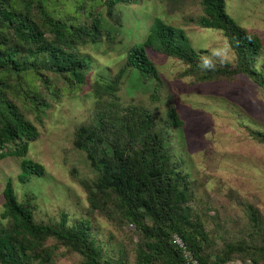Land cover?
I'll return each mask as SVG.
<instances>
[{
  "label": "trees",
  "instance_id": "16d2710c",
  "mask_svg": "<svg viewBox=\"0 0 264 264\" xmlns=\"http://www.w3.org/2000/svg\"><path fill=\"white\" fill-rule=\"evenodd\" d=\"M138 1L0 0V160L20 159L19 182L44 176V168L26 158L29 144L38 138L27 117L41 123L58 84L71 91L89 84V65L79 49L103 40L112 43L102 26L104 16L119 25L120 7ZM200 6L202 14L193 24L221 31L234 63L203 67L198 57L205 51H195L182 31L155 19L143 44L128 49L113 76L96 75L88 85L92 110L74 128L72 148L85 154L94 171L92 180L77 179L88 207L115 231L131 227L128 240L109 254L86 219L69 224L61 214L58 222H38L35 199L26 195L18 201L8 180L2 191L0 264H50L60 249L78 255L82 264H184L171 242L173 234L184 240L198 264H264V219L256 208L245 205L248 223L230 227L234 221L219 218L216 201L195 197L182 162L166 146L169 131L184 127L172 98L164 117L158 118L141 105L123 104L118 95L134 71L143 83H161L144 49L178 60L184 66L180 76L195 83L244 76L264 90L261 38L227 14L224 0H200ZM157 92L155 88L152 99ZM248 133L264 145L263 131ZM211 211H216L215 218Z\"/></svg>",
  "mask_w": 264,
  "mask_h": 264
},
{
  "label": "rangeland",
  "instance_id": "374dc122",
  "mask_svg": "<svg viewBox=\"0 0 264 264\" xmlns=\"http://www.w3.org/2000/svg\"><path fill=\"white\" fill-rule=\"evenodd\" d=\"M224 2L227 14L240 27L261 38L260 60L264 61V0ZM119 12V25L103 15L102 26L110 32L112 43L103 40L79 49L89 65L86 74L89 84L96 75L113 76L124 63L128 49L143 44L155 19L182 31L195 51H205L198 57L203 67L234 63V55L221 31L193 24L202 14L200 0H139L121 6ZM144 50L162 81L159 85L154 80L143 83L134 71L118 92L120 101L141 105L153 116L163 118L167 99L171 97L184 127L169 131L166 146L182 162L195 197L207 195L208 203L216 201L219 218L234 221L229 224L234 229L248 223L245 205L255 207L264 219V145L255 142L248 133L249 129L264 132V90L244 76L234 81L195 83L190 77L180 76L184 66L178 60ZM89 84L72 91L58 84L56 89L60 90L50 96V106L44 110L41 123L27 117L36 126L38 138L29 144L26 158L40 164L44 176L31 175L28 182L21 183L17 179L21 173L20 159H1L0 213L4 202L2 191L10 180L18 201L26 195L35 199L36 221L58 222L61 214L67 215L69 224L86 219L102 249L111 254L123 240H128L132 228L115 231L106 219L88 207L77 179L92 180L94 171L85 154L72 148L74 128L88 120L94 103ZM155 88L157 98L152 99ZM208 214L216 217V211ZM50 264H82V261L78 255L60 249Z\"/></svg>",
  "mask_w": 264,
  "mask_h": 264
},
{
  "label": "built area",
  "instance_id": "2783aa9c",
  "mask_svg": "<svg viewBox=\"0 0 264 264\" xmlns=\"http://www.w3.org/2000/svg\"><path fill=\"white\" fill-rule=\"evenodd\" d=\"M171 242L180 252L184 264H198L197 260L187 248L184 240L179 235L173 234L171 236Z\"/></svg>",
  "mask_w": 264,
  "mask_h": 264
}]
</instances>
